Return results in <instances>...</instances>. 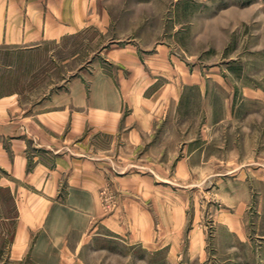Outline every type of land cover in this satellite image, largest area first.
<instances>
[{
	"label": "crops",
	"instance_id": "obj_1",
	"mask_svg": "<svg viewBox=\"0 0 264 264\" xmlns=\"http://www.w3.org/2000/svg\"><path fill=\"white\" fill-rule=\"evenodd\" d=\"M112 2L0 0V264H116L109 244L153 239L148 210L139 225L132 205L108 212L101 202L127 193L108 168L127 150L160 146L161 116L191 87L205 97L214 74L168 81L164 28L148 41L136 29L116 35ZM90 30L96 50L53 77L79 55L59 60V46Z\"/></svg>",
	"mask_w": 264,
	"mask_h": 264
},
{
	"label": "rangeland",
	"instance_id": "obj_2",
	"mask_svg": "<svg viewBox=\"0 0 264 264\" xmlns=\"http://www.w3.org/2000/svg\"><path fill=\"white\" fill-rule=\"evenodd\" d=\"M112 3L114 34L136 29L148 41L164 28L168 81L214 74L205 97L191 87L171 119L161 116L160 146L127 150L125 164L108 168L127 190L101 199L108 212L132 205L133 222L146 225L148 210L153 229L147 244H109L116 264H264V0ZM86 36L59 46V60L79 55L53 77L67 79L102 41Z\"/></svg>",
	"mask_w": 264,
	"mask_h": 264
}]
</instances>
